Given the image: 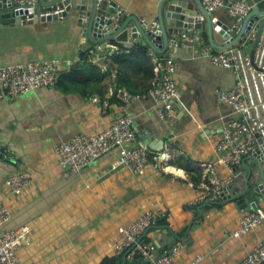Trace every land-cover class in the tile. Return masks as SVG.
Returning <instances> with one entry per match:
<instances>
[{
  "label": "crops",
  "instance_id": "0c3cea01",
  "mask_svg": "<svg viewBox=\"0 0 264 264\" xmlns=\"http://www.w3.org/2000/svg\"><path fill=\"white\" fill-rule=\"evenodd\" d=\"M114 1L126 15L158 19L162 0ZM214 12L224 22L232 19L227 6ZM130 40L146 47L151 60L148 66L155 77L147 76L134 62H117L115 58L127 52L119 44V50L108 48L94 63L103 79L93 90L86 92L84 85L73 89L56 85L0 100V147L6 151L0 156V203L12 212L0 228V236L6 230L29 226L18 249L20 264H104L108 258L116 259L115 264H132L134 251H116L122 237L118 229L147 209L155 213L156 224L145 231L146 243L156 249V242L162 243L163 230L168 228L185 244L176 264H187L198 256H202L199 264H235L264 241V224L243 237L233 235L240 217L251 209L240 208L236 200L206 203L196 209L192 205L214 167L223 177L232 176L235 194L245 191L247 175L252 172L246 193H252L259 207H264V194L255 191L260 171L249 156L231 171L218 161L220 154L215 150L227 122L237 117L234 109L220 100V91L237 84V72L213 65L207 55L192 56L184 48L178 51L177 119L170 125L160 117L159 105L147 93L164 58L141 38ZM84 43L74 13L25 24L0 21V65L57 58L66 71L81 60ZM249 51L247 48L242 53L249 56ZM124 87L144 93L127 106V112L134 116L138 136L132 144L143 142L148 147L156 157L152 165L145 174H135L119 164V149L113 148L80 172L65 173L56 145L78 133H99L122 115L119 92ZM250 94L264 119V89L251 88ZM9 157L15 163L7 161ZM23 169L32 172V183L13 196L8 179Z\"/></svg>",
  "mask_w": 264,
  "mask_h": 264
},
{
  "label": "built area",
  "instance_id": "2783aa9c",
  "mask_svg": "<svg viewBox=\"0 0 264 264\" xmlns=\"http://www.w3.org/2000/svg\"><path fill=\"white\" fill-rule=\"evenodd\" d=\"M202 1L209 10L227 6L230 15L235 18V25L238 28L251 9V6L245 1H236L231 4H226L225 0ZM37 2L38 0H0V3L5 6L0 9V12L9 11L12 13V17H24L27 20H33L39 18L34 12ZM117 9L118 12L126 14L122 7ZM58 12L59 10L54 13ZM157 26H159L158 20L151 21L150 29ZM191 41L193 43L198 42L199 38L196 37ZM118 45V43L108 41L88 49L90 61L97 63V59L101 57L100 53L108 48L119 50ZM183 45L188 47L187 44ZM210 50L209 46L202 48V51L210 57L213 65L234 69L240 76L235 88L220 91V100L230 105L235 112L241 113L243 115L242 121L236 119L228 121L215 146L216 152L220 154L218 161L234 171V166L239 165L257 147L256 132L264 133V119L260 118L259 106L250 94L251 88L264 89V72L252 67L249 56L244 55L241 49L213 52L212 54L209 53ZM258 63L264 67V44L260 50ZM157 69L160 74L151 82L147 93L159 105L160 117L173 125L177 119L175 102L179 96L175 76L177 62L172 57H166L160 62ZM62 72L63 61L57 58L0 65V100L18 98L40 87L56 86ZM143 95L144 93L132 92L125 87L120 89L119 99L124 111L122 115L115 118L99 133H78L57 144L56 153L62 170L65 173L80 172L82 168L102 154L113 148H118L119 164L128 166L135 174H145L156 157H152L148 147L143 142L132 144L136 143L138 136L134 116L127 112V106ZM261 102L264 103V98ZM262 108L264 109V104ZM32 175L28 169L14 172L8 179V189L11 195H20L26 187L30 186L33 180ZM232 181V176L223 177L216 168L211 167L205 189L194 197L192 205L198 206L223 201V195L231 193ZM11 216L10 208L0 203V228L11 219ZM155 224V213L147 209L137 219L128 224L120 225L118 230L122 237L115 245L116 251L119 253L128 249L134 252L139 251L148 264H176V258L185 244L179 241L171 250H165L164 254L156 257L154 255L155 247L146 243L143 238L145 231ZM262 224H264V207H259L256 210L250 209L240 217L233 235L237 238L243 237ZM29 229L28 225H22L9 229L0 236V264H20L18 249L25 242ZM201 259L202 256H198L187 264H199ZM262 263H264V241L235 264Z\"/></svg>",
  "mask_w": 264,
  "mask_h": 264
},
{
  "label": "water",
  "instance_id": "95a60500",
  "mask_svg": "<svg viewBox=\"0 0 264 264\" xmlns=\"http://www.w3.org/2000/svg\"><path fill=\"white\" fill-rule=\"evenodd\" d=\"M236 1H245L251 6L250 12L241 22L240 28L235 25L234 17L230 22H224L215 14L214 10L206 8L202 0H162L158 19L145 18V21L136 15L118 12L117 8L120 6L114 0H38L34 12L39 18L27 20L24 17H12V13L8 11L0 12V21L25 24L39 20L62 19L68 14L74 13L77 16L78 25L82 29V35L85 37V43L80 52L108 41L129 48L133 45L130 38H141L151 49L160 53L161 58H178L180 56L177 52L182 51L183 48L191 51L192 56L206 55L202 51L205 46L212 47L209 51L211 54L214 50L241 49L244 52L250 48L249 60L252 67L264 72V67L258 63L260 50L264 44V0H225V3L231 4ZM3 7L5 6L0 3V9ZM58 10V13H54ZM153 20H158L159 26L150 29ZM196 37L199 38V41L193 43L191 40ZM183 44H187L188 47H184ZM237 76L238 84L240 76L238 74ZM242 118L243 115L237 113V117L234 119L242 121ZM255 136L258 145L251 152L248 160H252V164L258 167L261 175L255 191L264 194V169L262 166V162H264V133L256 132ZM4 148V146L0 147V156L6 152ZM8 152L14 156L13 152ZM6 160L13 162L10 157ZM244 162L243 165L246 166ZM251 179L252 172H249L243 193L235 194L231 185V193L224 194L223 201L236 200L240 208L258 209L259 205L253 194L246 193ZM193 207L194 209L198 208L194 205ZM161 238L162 243L156 242L157 248L154 250L156 257L164 254L166 248L171 250L181 239L179 234L170 233L168 228L163 230ZM130 251L132 250L130 249ZM133 257L136 260L132 264H148L139 251L133 252Z\"/></svg>",
  "mask_w": 264,
  "mask_h": 264
},
{
  "label": "trees",
  "instance_id": "16d2710c",
  "mask_svg": "<svg viewBox=\"0 0 264 264\" xmlns=\"http://www.w3.org/2000/svg\"><path fill=\"white\" fill-rule=\"evenodd\" d=\"M125 49V48H124ZM127 52L120 53L115 60L117 62L131 61L136 64L137 67L144 69L147 76L151 78L155 77L156 74L151 66H148L150 57L148 55L147 49L143 45H133L130 48L125 49ZM103 75L97 64L90 61V54L85 51L82 54V58L75 65H71L66 71H63L59 77L57 85L62 86L64 89H73L76 86H83L87 91L93 90L97 84L102 81ZM129 89V88H128ZM132 92L133 89H129ZM214 205V203H211ZM116 259L108 258L104 264H115ZM264 264V263H262Z\"/></svg>",
  "mask_w": 264,
  "mask_h": 264
},
{
  "label": "bare ground",
  "instance_id": "6f19581e",
  "mask_svg": "<svg viewBox=\"0 0 264 264\" xmlns=\"http://www.w3.org/2000/svg\"><path fill=\"white\" fill-rule=\"evenodd\" d=\"M165 165H167L168 166V164L166 163ZM169 168V167H168ZM170 169V168H169Z\"/></svg>",
  "mask_w": 264,
  "mask_h": 264
}]
</instances>
